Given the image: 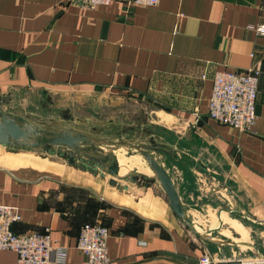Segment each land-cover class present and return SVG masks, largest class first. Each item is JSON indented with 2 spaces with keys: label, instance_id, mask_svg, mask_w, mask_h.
<instances>
[{
  "label": "crops",
  "instance_id": "crops-1",
  "mask_svg": "<svg viewBox=\"0 0 264 264\" xmlns=\"http://www.w3.org/2000/svg\"><path fill=\"white\" fill-rule=\"evenodd\" d=\"M263 19L264 0H159L152 7L113 0L94 8L75 0H0L1 109L50 124L90 96L144 100L161 128L149 136L181 172L172 182L182 205L198 197L193 183L201 171L216 184L211 190H226L240 204L234 211L246 210L264 227V36L253 30ZM250 66L260 68L251 128L208 118L213 75ZM8 147L0 144V204L20 216L11 229L48 228L51 242L67 249L64 264L83 259L75 242L84 223L107 228L109 264H197L209 249L167 198L135 185L136 177L112 186L98 171L48 161L77 172L76 181ZM15 263V252L0 251V264Z\"/></svg>",
  "mask_w": 264,
  "mask_h": 264
},
{
  "label": "rangeland",
  "instance_id": "rangeland-1",
  "mask_svg": "<svg viewBox=\"0 0 264 264\" xmlns=\"http://www.w3.org/2000/svg\"><path fill=\"white\" fill-rule=\"evenodd\" d=\"M151 108V104H147L144 100L136 99V97L114 100L113 98L105 96H90L76 102L73 108H68L66 111L60 110L58 120L61 121L63 115H69L72 118H81L87 120L88 124L94 125L98 130V136L106 140H132L134 143L148 144V139L150 137L153 138L154 141L156 139L153 136L157 135L152 133L159 134L161 129L156 123H152L155 116ZM149 134L153 136H149ZM6 150L11 152H24V154H27L25 156L26 158L38 161L37 164L41 167H47L58 171L61 170V172L64 171L66 174L71 172L68 176L69 178L75 179L76 181L82 180L81 177L78 176V173H73L70 168L66 169V167H61L54 163H48V161H62L64 166L67 165L64 159L57 155L49 156L50 152L45 153L40 147L19 148L10 146L6 148ZM123 153L134 154L136 152L131 149H129V151L123 149ZM152 155L163 165L168 175L173 179L175 185H177L176 182L179 181L177 177L181 176L178 167L176 170L174 164H167L164 155L160 154L158 151L152 152ZM36 156L39 158H35ZM40 157L45 158V160H41ZM133 159H135L133 162L135 167L132 168L138 171H144L145 167L142 163V159L140 157H133L128 159V161ZM101 174L102 177H104L103 179L110 177L106 173ZM135 180V185L150 187L166 200L157 181L142 177H136ZM209 181L212 180L210 178L208 179L204 173H201V171L196 172L193 184L196 186V194L198 197L192 195L191 199L187 197L184 198L183 201L185 205L183 207L186 208L185 211L188 217L202 230H207L212 227L214 228L213 234L236 242L238 244L237 248L241 251L243 259L250 260L253 258L252 262H259L256 258H264V227H260L252 221L247 211L243 210L242 205V212L234 211L239 210L240 204L239 206L235 205L226 190L220 191V194L215 192V190H211V188L214 189V187H216V184L211 185ZM105 183V180H103L102 184L104 185ZM226 189L228 188L226 187ZM211 210L213 212H211ZM218 212H225L223 214L240 222L243 228L239 223L228 218L219 220V222H221L219 224L216 217ZM225 219L230 222H225ZM244 228L246 230H244ZM233 230L237 231L241 236ZM207 246L210 251L217 253L215 246Z\"/></svg>",
  "mask_w": 264,
  "mask_h": 264
},
{
  "label": "water",
  "instance_id": "water-1",
  "mask_svg": "<svg viewBox=\"0 0 264 264\" xmlns=\"http://www.w3.org/2000/svg\"><path fill=\"white\" fill-rule=\"evenodd\" d=\"M4 99L0 97V144L20 148L40 147L45 153L52 152L73 168L94 173H106L110 177L108 184L118 186L119 180L127 177H142L157 181L169 206L184 226L197 238L215 246L218 260L215 264H241V251L238 244L226 238L213 234L214 228L202 230L190 219L175 190L172 179L163 165L152 152H157L160 143L153 138L148 144L134 143L132 140H106L95 134L94 127H86L87 120L69 115H63L61 123L50 120L47 124L42 121L21 118L17 113H8L1 109ZM66 111V110H64ZM134 150L145 162L151 174L137 170H127L119 174L118 163L114 155L116 149ZM229 210V209H228ZM226 210V211H228ZM219 212L217 216L219 217ZM218 223L220 224L221 222Z\"/></svg>",
  "mask_w": 264,
  "mask_h": 264
},
{
  "label": "built area",
  "instance_id": "built-area-1",
  "mask_svg": "<svg viewBox=\"0 0 264 264\" xmlns=\"http://www.w3.org/2000/svg\"><path fill=\"white\" fill-rule=\"evenodd\" d=\"M82 8L106 5L113 0H75ZM133 6L152 7L159 0H121ZM256 34L264 36V19L255 26ZM260 68L244 70H223L213 75L211 90L207 99V117L238 130H249L255 119V98ZM20 219L14 208L0 204V251L11 250L16 254L15 264H64L66 247L53 244L48 228L42 232L15 233L11 225ZM108 230L99 223H84L77 233L75 248L83 259L79 264H109L106 252ZM243 259V257H241ZM240 260L241 264H264ZM216 252L204 249L197 264H215Z\"/></svg>",
  "mask_w": 264,
  "mask_h": 264
},
{
  "label": "bare ground",
  "instance_id": "bare-ground-1",
  "mask_svg": "<svg viewBox=\"0 0 264 264\" xmlns=\"http://www.w3.org/2000/svg\"><path fill=\"white\" fill-rule=\"evenodd\" d=\"M114 155H115V158H116V160H117V163H118V167H119V170H118V173L119 174H123L124 172H126L127 170H136V169H133L132 167H135V164L133 163L134 161H135V159H133V160H130V161H128V159H130V158H133V157H140L138 154H136V153H132V154H124L123 153V149H121V148H119V149H116L115 151H114ZM141 158V157H140ZM142 159V158H141ZM142 163H143V165H144V167H145V170L144 171H139V172H142V173H145V174H147V175H150L151 174V172H150V170L147 168V166L145 165V162H144V160L142 159ZM138 171V170H137ZM223 218H228V219H230V220H235V219H233V218H230L229 216H227V215H224V216H220L219 217V219L221 220V219H223ZM225 222H230L229 220L227 221L226 219L224 220ZM236 222V221H235ZM238 223V222H237ZM239 224H241L240 222H239ZM242 225V224H241ZM240 260H242V258L240 259Z\"/></svg>",
  "mask_w": 264,
  "mask_h": 264
},
{
  "label": "trees",
  "instance_id": "trees-1",
  "mask_svg": "<svg viewBox=\"0 0 264 264\" xmlns=\"http://www.w3.org/2000/svg\"><path fill=\"white\" fill-rule=\"evenodd\" d=\"M149 180V179H148Z\"/></svg>",
  "mask_w": 264,
  "mask_h": 264
}]
</instances>
